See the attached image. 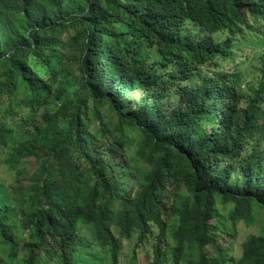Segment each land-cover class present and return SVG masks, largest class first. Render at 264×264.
<instances>
[{"label":"trees","instance_id":"1","mask_svg":"<svg viewBox=\"0 0 264 264\" xmlns=\"http://www.w3.org/2000/svg\"><path fill=\"white\" fill-rule=\"evenodd\" d=\"M252 19L264 0H0V154L12 145L15 182L0 176V264L24 238L23 264H107L83 252V226L112 264L134 238L149 264L170 248L173 264H264V229L234 260L212 224L219 203L235 228L264 209V53L246 91L221 69Z\"/></svg>","mask_w":264,"mask_h":264},{"label":"rangeland","instance_id":"2","mask_svg":"<svg viewBox=\"0 0 264 264\" xmlns=\"http://www.w3.org/2000/svg\"><path fill=\"white\" fill-rule=\"evenodd\" d=\"M252 28L243 29L242 33H240L235 40V44L237 45L236 50L238 51L233 57V59L225 61L223 63L222 70L233 73L240 74L243 83L242 89L247 90L249 86L257 82L259 77V67L257 56L259 54L264 53V22H258L251 20ZM190 30H194L198 33H201L202 30L198 26H189ZM152 58L154 60H158L159 57L156 55L155 50H151ZM211 78H213L212 70L206 71ZM76 93H78V86L72 90V98L76 99ZM143 95L142 92L137 93L134 98L138 100ZM77 102V100H75ZM166 101V106H167ZM92 104V102H90ZM174 107V104L172 105ZM168 108V107H167ZM6 113V108L2 110V116ZM27 114V111L16 115L15 117H10L7 119L9 124L13 122H18L23 116ZM102 114L105 118H108V114L105 110L102 111ZM14 138L19 140V131H16L14 134ZM134 149H129V156H133ZM13 154L12 145L9 147H5L3 153L0 154V176L2 183L9 187V185H15L13 176L10 172L5 173L4 171L7 169L2 161L8 158ZM22 160V164L25 167L26 171L29 174H32L35 168L37 167L36 159L29 156H24ZM27 182V181H26ZM24 184L25 181H24ZM119 189L125 193L127 191L134 190L133 183L131 181H127L123 185H120ZM219 215L216 216L212 220V224L219 226V228L223 231L221 235V244L224 246L226 250V256L228 258L237 260L242 255V244L245 240L251 235H259L261 231L264 229V209H261L259 205H256L254 208V216H256V221L249 225L245 222H241L235 228L230 224L228 219V211L224 209L221 203L218 204ZM177 226V221L172 220L169 224L168 228V239L170 246L174 245V242L171 238L172 232ZM79 234L83 239L86 248L83 250L86 252H96L99 258H107V264H112L113 260L109 252V248L107 246H103L98 240L92 237L90 233L89 226H83L80 228ZM135 239H122L121 241V250L120 257L117 264H149L152 261L153 251L152 245L150 243L145 244L141 248H135ZM29 240L28 238L21 239L20 244L21 248H19L18 259H16L14 264H23V260L26 257V250L24 249L25 241ZM152 243V242H151ZM83 252H81L83 254ZM45 264H59L58 259L54 258H46L43 260ZM3 264H11L9 262L4 261ZM164 264H173V258L171 253V248L167 252V257L165 258Z\"/></svg>","mask_w":264,"mask_h":264}]
</instances>
